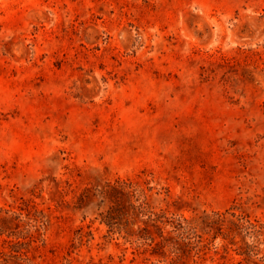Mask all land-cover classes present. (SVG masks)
I'll return each instance as SVG.
<instances>
[{
	"label": "rangeland",
	"instance_id": "1",
	"mask_svg": "<svg viewBox=\"0 0 264 264\" xmlns=\"http://www.w3.org/2000/svg\"><path fill=\"white\" fill-rule=\"evenodd\" d=\"M0 264H264V0H0Z\"/></svg>",
	"mask_w": 264,
	"mask_h": 264
}]
</instances>
